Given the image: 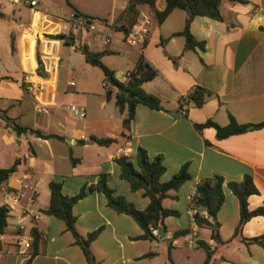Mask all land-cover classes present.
Listing matches in <instances>:
<instances>
[{
	"label": "crops",
	"instance_id": "crops-1",
	"mask_svg": "<svg viewBox=\"0 0 264 264\" xmlns=\"http://www.w3.org/2000/svg\"><path fill=\"white\" fill-rule=\"evenodd\" d=\"M129 1L93 0L94 9L87 10L79 0H65L68 14L37 2L29 12L32 22L35 12L40 13L39 33L34 43L22 34L17 54L11 49L17 27H7L6 64L0 70V111L27 132L18 133L0 117V170L14 168L8 179L0 182V207H9L17 191L24 194L8 220L10 231L22 234L0 239V264H26L31 250L21 255L17 243L22 237L32 243V228L39 229L42 240L40 253L31 264H88L64 221L43 214L50 204L49 185L61 183L62 193L73 197L83 187L89 191L105 174L117 196L143 211L149 199L131 191L116 163L122 156L136 163L139 148L146 150L150 159L163 156L164 183L188 165L191 180L163 201L165 208L179 216L165 219V239L133 240L144 233L136 222L109 208L102 193L89 191L75 204L73 214L81 236L103 229L91 245L95 264H204L207 253L199 241L210 248L209 264H264V246L242 240L264 234V216L250 219L236 236L240 207L228 188L229 183L250 176L259 193L248 198L249 211L264 204V127L255 128L264 123V0H225L220 6L221 20L194 18L190 33L203 49H186L184 10L174 9L159 21L156 13L166 10L167 0H156L152 8L139 7V13L145 11L152 17L153 25L138 45H130L127 33L121 30L130 24L121 19ZM75 11L107 21L110 26L105 33L112 35L109 43L104 44L105 35L90 32L80 33L70 44L54 38ZM43 29L45 33L40 35ZM86 50L106 52L102 62L121 83L128 81V74L143 57L158 73L143 88L162 100L164 110L138 105L129 129H125L127 109L121 112L116 106L118 88L99 68L86 62ZM108 89L114 93L110 99L106 97ZM195 91L205 94L201 106L194 101L182 102ZM72 105L86 109L84 120L71 115ZM230 117L247 125L246 131L219 139L214 127L195 128L209 121L226 127ZM33 131L58 138H39ZM91 137L115 142L100 146ZM215 176L224 179L225 195L216 219L209 220L219 223L218 240L212 238L211 226L193 224L186 213L190 190ZM24 183L35 187V192L25 190ZM200 214L206 216L201 209ZM176 231L189 234L173 239Z\"/></svg>",
	"mask_w": 264,
	"mask_h": 264
},
{
	"label": "trees",
	"instance_id": "trees-1",
	"mask_svg": "<svg viewBox=\"0 0 264 264\" xmlns=\"http://www.w3.org/2000/svg\"><path fill=\"white\" fill-rule=\"evenodd\" d=\"M156 0H130L129 5L125 12L122 14L121 19L129 21V27H119L124 30L125 33H129L132 26L135 24L139 15V7L149 6L153 7ZM225 0H167V8L164 12L156 13L159 21H163L168 14L174 9H181L187 13V19L185 29L182 35L186 38V49H195L196 47L204 48V45L197 42L190 33V25L196 17H208L215 20H221L220 6ZM230 2L246 3V0H227ZM68 5L71 7L69 1ZM81 15L79 12L75 11ZM84 16V15H82ZM86 17V16H85ZM90 18V17H88ZM94 19V18H91ZM98 20V19H96ZM107 23L105 20H99ZM116 27V26H114ZM56 39H65L61 35L54 36ZM11 49L14 50V40L11 37ZM39 45H37V51ZM104 53H92L85 51V59L91 66L99 68L106 79H111L114 86L118 88L115 94L116 106L121 112L127 109V117L124 119L125 129H129L132 120L135 117L136 107L138 105H144L152 110L162 111L164 107L162 100L157 96L146 92L143 88V84L155 79L158 75L157 71L150 66L143 57H140L136 68L131 72V78L127 82L121 83L114 78L113 72L109 70L102 62ZM39 59V56H38ZM40 74H43L39 72ZM111 87V86H109ZM113 91L106 90V97L110 99L113 95ZM194 101L197 106H201L205 100V94L199 91H195L192 95L186 98V101ZM0 117L6 121L7 124H11L15 131L18 133L27 132L26 128H22L13 122L6 116L5 112L0 111ZM205 127H214L217 131V137L219 139H225L233 135L241 134L246 131L247 125H240L237 121L230 117V123L226 127H220L217 124L209 121L203 125H196L197 130H202ZM264 123L255 125V128H263ZM34 134L43 139L54 138L53 135H43L39 131H33ZM58 138V137H55ZM91 140L100 146H109L115 141L112 139H102L97 137H91ZM164 158L159 155L154 159H150L146 150L139 148L137 150V160L133 163L130 159L122 156L116 159V163L120 166L122 180L127 181L130 184L132 192H138L141 196L149 199L148 207L141 211L138 210L133 204L129 203L124 197L117 196L113 189L108 185L107 175L103 174L95 185L90 187L89 191H96L102 193L109 208L114 210L118 214H125L131 217L136 224L143 230V235L134 238L133 240H159L152 235L151 229L163 230L168 233V228L165 225V219L171 216L177 217L179 213L172 209H167L163 206V201L167 198H171L170 192H176L182 185L191 180V176L188 172V165H184L180 171L174 175L170 181L162 182L161 178L166 172V168L163 164ZM14 171V168L10 170H0V182L3 183ZM224 179L219 176H215L211 179L200 182L196 188L198 191L197 206L204 212L206 216L201 214L196 216V222L198 225L211 226L212 238L214 240L219 239L218 229L219 223L215 220L211 222L209 220L216 219L217 214L225 201V195L223 190ZM51 192L50 204L47 209L43 211L46 216H52L64 221L66 224V230L70 232L76 245H78L84 253L88 264H95V257L93 255L91 245L99 237L102 232V228L97 229L86 237L81 236L76 229L77 218L73 214V208L80 200L84 199L88 195V190L83 187L80 192L73 196L67 197L62 193V184L57 182H51L49 185ZM230 191L236 196L240 207V220L236 228V236H240L243 226L252 218L257 216H264V204L253 210L249 211L248 198L252 195H257L259 192L250 176H246L242 182H231L228 184ZM10 218V211L6 206L0 207V239L9 234L21 235L19 231L11 232L8 225ZM189 234V231H176L173 234V239L183 237ZM31 254L26 264H31L33 258L40 253L42 234L37 228L30 230ZM243 242L255 243L264 246V234L253 238H242ZM199 247L204 248L207 253V258L204 264H209L211 258V252L208 245L199 241ZM1 248V242H0ZM151 254L147 255V257ZM168 261L171 263V257H168Z\"/></svg>",
	"mask_w": 264,
	"mask_h": 264
},
{
	"label": "built area",
	"instance_id": "built-area-1",
	"mask_svg": "<svg viewBox=\"0 0 264 264\" xmlns=\"http://www.w3.org/2000/svg\"><path fill=\"white\" fill-rule=\"evenodd\" d=\"M13 3L15 5H20L22 1L29 5V7L34 8L37 6V2L34 0H1ZM153 25L152 17L145 11L140 12L135 24L132 26L131 30L127 34V41L130 45L136 46L139 42L146 38L148 35L150 28ZM110 26L108 23L91 19L77 13H72L71 16L66 19L60 27L59 35L65 37H71L74 42L77 41L78 35L82 32H90L96 34L97 36L105 35L104 44H108L112 35L111 33H105L106 28ZM64 40V39H62ZM131 78V72L128 74V79ZM182 102H186V98L182 99ZM71 115L78 119L84 120L87 115V111L84 107L72 105L69 107ZM198 185V184H197ZM195 185L187 195V215L190 217L193 224L198 225L196 222V216L200 214V208L197 206V196L198 191ZM23 188L25 190H30L35 192V187L30 185L29 183H24ZM24 197V194L21 191H17L11 197V203L7 207L10 211L15 210V206L20 203V200ZM152 235L156 238L160 237V231L158 229H151ZM19 254L25 255L31 249V240L28 238H20L17 243Z\"/></svg>",
	"mask_w": 264,
	"mask_h": 264
},
{
	"label": "rangeland",
	"instance_id": "rangeland-1",
	"mask_svg": "<svg viewBox=\"0 0 264 264\" xmlns=\"http://www.w3.org/2000/svg\"><path fill=\"white\" fill-rule=\"evenodd\" d=\"M37 2L41 5L43 3L50 4L55 9L64 10L63 3L65 0H37ZM78 3L80 6H83L87 10L94 9L93 0H79ZM69 9L64 10V14H68ZM40 13L38 11L35 12L33 16L32 22V14L29 12V5L24 1L21 2L20 5H15L13 3L7 1L0 0V70L3 69L6 64V51H7V27L16 26L15 34L13 37L14 40V50H12L13 54L19 53L21 46L19 44V40L21 35L29 40H32L34 43V38L37 33H39L36 29V26L40 20ZM32 24V28H31ZM45 33L44 29L40 31V35ZM18 38V39H16ZM24 56V54H23ZM99 73H102L97 69ZM62 75L65 77L66 73L64 69H62ZM64 79V78H63Z\"/></svg>",
	"mask_w": 264,
	"mask_h": 264
},
{
	"label": "water",
	"instance_id": "water-1",
	"mask_svg": "<svg viewBox=\"0 0 264 264\" xmlns=\"http://www.w3.org/2000/svg\"><path fill=\"white\" fill-rule=\"evenodd\" d=\"M64 42L67 43V44H70L72 42V38L71 37H66L64 39ZM40 69L43 70V67H40ZM108 82L110 84H113V81L111 79H109ZM160 238L161 239H165L166 238V233L163 230L160 231Z\"/></svg>",
	"mask_w": 264,
	"mask_h": 264
}]
</instances>
